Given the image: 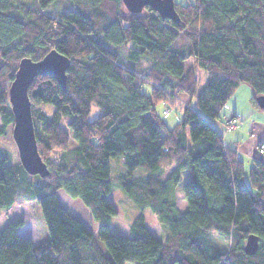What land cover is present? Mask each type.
Masks as SVG:
<instances>
[{
	"label": "trees",
	"instance_id": "trees-1",
	"mask_svg": "<svg viewBox=\"0 0 264 264\" xmlns=\"http://www.w3.org/2000/svg\"><path fill=\"white\" fill-rule=\"evenodd\" d=\"M175 7L176 22L149 7L124 13L121 0H0L1 138L13 130L9 88L20 61L51 50L70 60L66 91L52 76L36 77L28 91L48 175H30L0 148V212L37 202L50 241L36 243L21 234L23 218L10 219L0 228V264H264V159L248 184L221 119L241 84L260 109L264 0ZM195 66L207 75L202 88ZM93 106L100 115L91 120ZM172 110L180 116L170 128ZM117 157L127 173L114 180L140 210L130 236L110 228L117 212L109 160ZM60 190L89 210L109 255L63 206ZM147 209L168 230L164 240L147 226ZM250 234L260 237L255 255L244 251Z\"/></svg>",
	"mask_w": 264,
	"mask_h": 264
},
{
	"label": "rangeland",
	"instance_id": "rangeland-1",
	"mask_svg": "<svg viewBox=\"0 0 264 264\" xmlns=\"http://www.w3.org/2000/svg\"><path fill=\"white\" fill-rule=\"evenodd\" d=\"M181 3H185L186 0H178ZM127 13V9L123 10ZM195 61L193 59L185 62V68L189 69L194 66ZM195 73L201 78L200 88H202L207 80L206 73L198 68L194 67ZM253 91L247 84H241L233 96L228 101L227 105L222 111L221 119L223 122L226 119H232L234 113L237 114L238 123L237 128L234 131H225L224 140L228 147L238 146L242 152L235 148L244 164V178L249 184V172L251 167L254 165L255 160L264 159V154L259 149V144L264 141V112L261 109L255 108L253 104ZM182 100L187 101L185 97H181ZM49 110H52L50 105ZM162 107L159 108L161 110ZM100 115V111L93 106L90 119L94 120ZM180 112L172 110L171 113L166 117V122L170 128L175 126L179 121ZM1 127V121H0ZM12 138V132H9L7 136L1 138L0 136V148L5 149L13 160L19 159L17 148L13 140V144L6 142ZM244 143H252V149H248L244 146ZM110 173L113 178L111 186V193L109 199L113 202L117 214L112 217L111 220V231L115 234L122 236L131 235V226L136 216L139 214V207L136 202L119 186L114 180L115 177L122 173H127L125 161L123 157L111 158L109 160ZM172 171V170H170ZM59 199L63 206L75 217L86 224L94 233L96 239L103 249L106 255L109 252L105 244L98 238V224L92 219L89 210L82 204L81 201L71 198L64 190L59 191ZM178 207L184 211L187 209V203L182 195H178ZM146 224L150 230L157 236V238L164 240L168 236V230L163 227L155 214L151 210L145 211ZM15 218H23L25 225L21 229V234H26L34 239L38 244L46 243L50 241V235L46 223L43 220L41 208L37 202L18 204L11 207L9 210L0 212V228L3 227L8 220ZM212 237L221 243L222 239L213 234ZM224 247V246H223ZM226 248V246L224 247ZM127 264H134L129 262Z\"/></svg>",
	"mask_w": 264,
	"mask_h": 264
},
{
	"label": "water",
	"instance_id": "water-1",
	"mask_svg": "<svg viewBox=\"0 0 264 264\" xmlns=\"http://www.w3.org/2000/svg\"><path fill=\"white\" fill-rule=\"evenodd\" d=\"M131 13L140 14L146 7L156 11L161 17L178 21L175 0H121ZM70 60L56 50H51L40 61L24 58L20 61L14 79L9 88V101L14 115L12 137L15 142L20 163L30 175L45 178L48 175L43 162L35 134L32 106L29 98V87L36 77L52 76L66 91L67 70ZM257 105L264 112V95L258 96ZM260 237L250 234L247 237L244 251L255 255L259 250Z\"/></svg>",
	"mask_w": 264,
	"mask_h": 264
},
{
	"label": "built area",
	"instance_id": "built-area-1",
	"mask_svg": "<svg viewBox=\"0 0 264 264\" xmlns=\"http://www.w3.org/2000/svg\"><path fill=\"white\" fill-rule=\"evenodd\" d=\"M168 112H169L168 109L164 110L165 115H167ZM237 123H238V118H232V119L228 120L227 121V130L228 131L236 130ZM259 149L264 154V144L263 143H261V145L259 146Z\"/></svg>",
	"mask_w": 264,
	"mask_h": 264
},
{
	"label": "crops",
	"instance_id": "crops-1",
	"mask_svg": "<svg viewBox=\"0 0 264 264\" xmlns=\"http://www.w3.org/2000/svg\"><path fill=\"white\" fill-rule=\"evenodd\" d=\"M234 115L235 116H237V114L236 113H234ZM238 118V117H237ZM239 119V118H238ZM227 121L228 120H230L229 118L228 119H226ZM224 142H225V140H224ZM226 144V143H225ZM228 146V145H227ZM244 146L245 147H247L248 149H252V143H244ZM230 147V146H229ZM231 148H238V151L241 153L242 152V150H240V148L238 147V146H236V147H231ZM182 211V210H181ZM185 211V210H184Z\"/></svg>",
	"mask_w": 264,
	"mask_h": 264
}]
</instances>
